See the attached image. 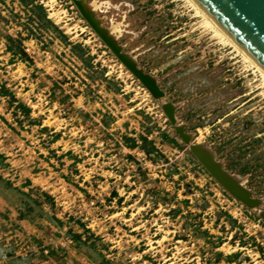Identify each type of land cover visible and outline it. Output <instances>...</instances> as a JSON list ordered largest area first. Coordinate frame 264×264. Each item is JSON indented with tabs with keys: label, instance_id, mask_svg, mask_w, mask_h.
<instances>
[{
	"label": "rangeland",
	"instance_id": "1",
	"mask_svg": "<svg viewBox=\"0 0 264 264\" xmlns=\"http://www.w3.org/2000/svg\"><path fill=\"white\" fill-rule=\"evenodd\" d=\"M83 1L117 24L115 43L163 96L71 0H0V83L30 108L0 96V264H264L263 217L212 178L160 105L264 206L258 73L184 0Z\"/></svg>",
	"mask_w": 264,
	"mask_h": 264
},
{
	"label": "water",
	"instance_id": "2",
	"mask_svg": "<svg viewBox=\"0 0 264 264\" xmlns=\"http://www.w3.org/2000/svg\"><path fill=\"white\" fill-rule=\"evenodd\" d=\"M77 11L92 28L99 39L109 48L120 63L151 93L155 98H161L163 92L158 88L154 78L142 69L138 68L134 59L127 61L121 52V47L114 41L107 42L106 35L102 31L99 21L91 16L82 14L77 2L80 0H71ZM213 21L235 41L241 49L250 56V58L264 71V0H193ZM91 17L97 24H92ZM128 55V54H127ZM129 56V55H128ZM130 57V56H129ZM162 102L160 105L162 107ZM167 110L163 113L169 122L173 125L179 138L188 145V150L193 154L197 161L205 170L218 182L223 188L230 191L236 198L250 207H255L257 212L264 219V206L260 204L261 198L254 197L250 189L246 188L241 182L242 178L237 174L230 173L222 168L221 162L214 160L213 152L204 143H193L190 141V134L184 132L181 125L175 123L172 103L166 102ZM163 110V107H162ZM238 176V177H235Z\"/></svg>",
	"mask_w": 264,
	"mask_h": 264
},
{
	"label": "bare ground",
	"instance_id": "3",
	"mask_svg": "<svg viewBox=\"0 0 264 264\" xmlns=\"http://www.w3.org/2000/svg\"><path fill=\"white\" fill-rule=\"evenodd\" d=\"M185 3L191 8V10L194 11L195 16L200 17V25L204 28V30L208 31L210 33L209 36L212 37V39H216L223 45H229L231 46L232 50L236 52V54H239L244 62L247 63V66H250L253 68L254 72H257L260 77V86L264 89V71L250 58L248 54H246L241 47L233 40H231L227 34L211 19L203 10L193 1V0H184ZM77 7L79 11L86 15L91 16L93 14V11L99 7V4L96 1H92L91 3L85 2L83 0H80L79 3L77 2ZM94 17V16H93ZM92 19V24L96 26L97 22ZM99 21V19H97ZM199 23V22H198ZM199 25V24H198ZM197 26V25H196ZM103 33L106 35V41L109 42V40L114 41L116 38V33L119 31L117 28V24H112L111 28L108 29V27L104 28L102 27ZM114 33V34H113ZM124 58L131 62L133 60V57H129L127 54H123ZM264 93V90H263ZM166 102H162L163 111L165 112L167 110ZM238 177V176H235ZM241 177V176H240ZM241 179V182L244 181V178H238ZM255 208V207H254Z\"/></svg>",
	"mask_w": 264,
	"mask_h": 264
},
{
	"label": "trees",
	"instance_id": "4",
	"mask_svg": "<svg viewBox=\"0 0 264 264\" xmlns=\"http://www.w3.org/2000/svg\"><path fill=\"white\" fill-rule=\"evenodd\" d=\"M35 6L41 11L42 17H45V12H44V9L42 8V6L40 4H37ZM6 40H7V42H5V47L8 50H10L11 47L9 46V44H10L9 41L12 40V37L6 36ZM19 56L24 57L25 53L22 52V50H19ZM0 96L6 97V102H7L8 106L12 104L13 108H15L16 110L18 108L21 111L22 115L28 116L29 111H30L29 106L27 104H25V102L20 100L17 96L15 97L14 93L12 91L8 90L2 83H0ZM42 128H46V127L43 126ZM145 152L148 153V150H145Z\"/></svg>",
	"mask_w": 264,
	"mask_h": 264
}]
</instances>
